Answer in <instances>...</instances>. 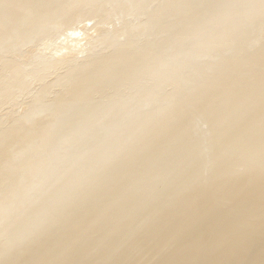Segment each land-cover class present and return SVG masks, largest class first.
Returning a JSON list of instances; mask_svg holds the SVG:
<instances>
[{
    "label": "bare ground",
    "instance_id": "6f19581e",
    "mask_svg": "<svg viewBox=\"0 0 264 264\" xmlns=\"http://www.w3.org/2000/svg\"><path fill=\"white\" fill-rule=\"evenodd\" d=\"M116 2L137 12V26L107 17ZM220 24V42L230 41L212 48ZM256 65L264 67V0H0V184L9 185L0 196V225H8L0 264H232L249 256L264 264V225L256 239L261 224L243 232L264 217V69ZM157 74L182 94L179 103L159 105L141 91L113 102ZM101 90L109 97L98 104ZM193 109L215 126L213 143L202 138L196 153L178 125L193 122ZM38 161L41 186L30 195L21 176ZM227 161L239 172L217 179ZM202 166L208 182L181 188ZM114 220L99 235L90 228Z\"/></svg>",
    "mask_w": 264,
    "mask_h": 264
},
{
    "label": "rangeland",
    "instance_id": "374dc122",
    "mask_svg": "<svg viewBox=\"0 0 264 264\" xmlns=\"http://www.w3.org/2000/svg\"><path fill=\"white\" fill-rule=\"evenodd\" d=\"M105 3H109V1H107V2H105ZM116 4H117V6H121L122 7V5H120L118 2H116V3H113V9H111V10H114L113 12L112 11H110L112 14H113V16L111 15V14H109L110 12H107V17H110L111 19H112V17H114L115 15L114 14H116V17L118 16V17H121V20H122V24L123 25H126V27L129 25H134V23H135V21L133 20V14L134 13H137V12H126L125 10H123V11H121L119 8H114V6H116ZM149 6H151V5H149ZM148 6V8H146V9H149L150 7ZM145 9V10H146ZM110 10V9H109ZM122 12V16H120V14H121V12ZM140 11V10H139ZM128 13H130L129 15H128ZM140 13H138V15H139ZM110 15V16H109ZM141 15V14H140ZM106 17L105 16V14L104 15H102L101 17ZM90 17H91V19H92V15H90ZM90 17H88V18H90ZM103 17V18H104ZM137 17H139V16H137ZM136 17V18H137ZM103 18H101V19H97V20H102ZM115 18V17H114ZM90 19V20H91ZM106 19H108V18H106ZM106 19H103L102 21V23L104 24V23H107L108 22V20L106 21ZM86 19H84L83 18V20H82V22H84ZM89 20V19H88ZM98 22V21H97ZM167 22H169V20L167 21ZM73 23H76L77 24V21L76 22H73ZM85 23V22H84ZM83 23V24H84ZM98 23H101V22H98ZM101 23V24H102ZM171 23H173L174 24V22L172 21ZM75 24V25H76ZM71 25H73V24H71ZM75 25H73V26H75ZM138 24L137 23H135V25L134 26H137ZM72 26V27H73ZM123 27V26H122ZM52 28V27H51ZM51 28H50V30H51ZM66 28V27H65ZM69 28V27H68ZM71 28V27H70ZM53 29V28H52ZM225 29H226V27H225V25L224 24H220V25H216V27L214 28V32H215V35H213L214 37H213V40H212V45H211V47L213 48H221V47H223V46H226V47H228V44H229V41H230V38L229 37H227V39L226 40H224L222 43L220 42V35L221 34H223V32L225 31ZM49 30V31H50ZM68 30V29H67ZM56 32H58L59 30H55ZM54 33V35L55 34H58V33ZM121 33V31H120V29H118L117 30V33ZM48 33H52V31H50V32H48ZM48 33H46V34H48ZM150 33V32H149ZM148 33V35L147 34H145V37L144 38H146L147 36H149L150 34ZM156 32H153V34H155ZM152 34V33H151ZM52 35V34H51ZM262 35V34H261ZM57 36V35H56ZM59 36V35H58ZM123 36H125V35H123ZM50 37H54V36H50ZM131 37V36H130ZM141 37H143V36H141ZM150 37H153V35H150ZM56 38H58V37H56ZM55 37H54V39H56ZM143 38V39H144ZM147 38H149V37H147ZM125 39H129V36H125ZM141 39V38H140ZM141 40L142 42L144 41V40ZM149 40V39H148ZM138 43H140V42H138ZM136 48V47H135ZM106 50V49H105ZM104 50V51H105ZM232 54L230 53V52H228V53H226V54H222V60H224V61H228V59H229V57L231 56ZM96 56H97V54H96ZM69 63H67L66 65H68ZM185 64L183 63V65L182 66H184ZM256 67L258 68H261V69H264V67L263 66H260V65H256ZM0 71H2L1 70V68H0ZM3 72H5V70L3 71ZM2 72V73H3ZM103 75H104V77L105 78H108L109 76H111L113 73L112 72H110V71H108V70H104L103 72ZM2 75H4V74H1V77H4V76H2ZM160 77L162 78V76L160 75V74H157L156 76H154V79L152 80V79H150V80H148V78H145V79H141L139 82H136V83H134L133 84V82L131 83V84H128L123 90H122V92H120V94L118 95V96H115L114 98H113V102H116V104L117 103H120V102H124L125 100H127L129 97H132V98H134V97H136V98H138V96L136 95V93L137 92H139V91H141V92H150V93H153L154 94V97L155 96H157V97H159V98H161L162 99V102L159 104V105H170V104H176V103H179L180 101H181V99H182V97H181V93L180 92H176L175 94L172 92V89H171V87L169 86H167L168 84L167 83H161L160 82ZM249 76H244L243 77V79H241V81H238L237 83H235V85L236 86H242V85H244V82H248V81H250L249 80V78H248ZM54 76L52 75V72H49V74H47V81L48 82H51V81H53L54 80ZM2 79V78H1ZM196 83H199V82H197V81H195V82H193V84L190 86L191 88H195L196 86H197V84ZM104 91H99V92H97L96 94H95V96H94V102L96 101L98 104L99 103H102V102H105L106 100H104V99H106V98H108L109 96H108V94L109 93H107V92H104ZM51 95H53V94H51ZM56 96V95H55ZM96 96H98V97H96ZM174 96L176 97V98H174ZM50 97V96H49ZM48 97V98H49ZM51 97H53V99L55 98L54 97V95L53 96H51ZM50 97V99L52 100V98ZM45 98V97H44ZM47 98V99H48ZM49 99V100H50ZM44 100V99H43ZM44 101H48V100H44ZM25 102V101H24ZM27 103V102H26ZM20 104V103H19ZM21 104H23V102L21 101ZM8 105V104H7ZM7 105H5V106H7ZM15 105H18V104H15ZM24 105H26V104H24ZM23 105V106H24ZM118 105V104H117ZM9 106V105H8ZM19 106L18 105V108L19 109H21V110H19V112L21 111V112H23V108H24V110H25V108H27V105L26 106ZM11 107V106H10ZM21 107V108H20ZM7 108V107H6ZM6 108L4 107V108H2V111H4V109H5V111L4 112H9V111H11V114H14V116H15V114H17L16 112L18 111L16 108V106H15V108H14V106H12L11 108H9V111L8 110H6ZM99 107H97L96 108V110L98 109ZM193 112H194V120H193V122H188V123H183V122H180L178 125L179 126H181V127H183L184 129H185V134H184V137H186V142L188 143V146H189V150H190V152H192V153H196V152H198V151H200V144H201V139L203 138L204 139V141L205 142H207V143H209V144H212L213 143V141H212V131L214 130V127L215 126H213L212 125V123L211 122H207V121H205L204 119H203V117H202V114L201 113H199L198 112V109H193L192 110ZM68 112V111H67ZM66 112V113H67ZM73 112H76V111H72V113ZM65 113V114H66ZM19 114V113H18ZM21 114V113H20ZM76 114V113H75ZM68 115H70V114H68ZM68 115L66 114V118L68 117ZM17 116V115H16ZM71 116H72V114H71ZM71 116H69V119H70V117ZM68 120V119H67ZM66 120V121H67ZM6 122H7V118L6 119H1L0 120V126H4V125H6ZM70 123H72V122H70ZM70 123H68V124H70ZM67 124V125H68ZM70 128V127H69ZM221 129H224L223 127L221 128ZM200 130H202L203 131V134L202 135H200ZM127 134V130H120L119 131V135L120 136H125ZM235 163H234V161H227V162H223V164L222 165H219L218 167H217V169H216V177H217V179L219 178V179H232V177H234L235 176V174L237 173V172H239V170L236 168V166L234 165ZM42 169H43V162H41V161H38L37 162V164L34 166V168H32V169H30L28 172H26L25 174H23V176H21V179L23 180V178H25V177H29V179L31 180V183L28 185V188H29V190L27 191L30 195H34L35 194V192H36V190H37V187L38 186H41V183H40V181H39V179H40V176H39V174L41 173V171H42ZM176 172H173V174H175ZM173 174H171L170 173V176L172 177L173 176ZM20 178V177H19ZM130 179H131V177L129 176V175H127V177H125V183H127V182H129L130 181ZM29 180V181H30ZM197 181V184H201L202 182H204V183H207L208 182V180H207V178H206V168H203V166L202 167H200V168H198L197 170H196V176L194 177V178H192V177H187L186 179H184L182 182H181V184H180V187L181 188H187L188 186H190V185H192L193 184V182L192 181ZM9 186V185H8ZM8 186H3L2 184H0V196H1V194L3 193V191L5 190V188H7ZM5 187V188H4ZM246 189V188H245ZM245 189H243L242 190V192L245 190ZM163 190V189H162ZM34 192V193H33ZM130 194H128V195H122V197H123V199L124 200H128V198H130ZM116 214V210H113V211H111L109 214H108V216H110V217H112L113 215H115ZM95 216H93V218H94ZM114 222H115V220L114 221H107V222H103V223H100L96 228H93V227H90L92 230L94 229L95 231H96V233H97V235H99V234H101V233H103V232H105L106 230H107V228L110 226V225H113L114 224ZM254 223H259V224H261V225H259L258 227H256V228H254L255 230H254V238L256 239V238H258L259 237V235L261 234V232H262V228H263V225H264V217L262 218V219H260L259 221H257V222H248L247 224H248V226L245 228V231H243V232H245V233H247L248 232V230H250L252 227H253V225H251V224H254ZM214 224H215V222H212V223H210L209 225H208V228H211V227H213L214 226ZM8 232V225L6 224V223H4V224H2V225H0V239L1 238H3L2 236L3 235H5L6 233ZM88 235H92L91 234V230H88ZM32 247H28V249H31ZM253 254V253H252ZM250 260L252 261V259H251V256H249L248 258H245V259H241V258H239V257H236V258H234V262L232 263V264H249L250 263ZM229 264H231V263H229Z\"/></svg>",
    "mask_w": 264,
    "mask_h": 264
}]
</instances>
